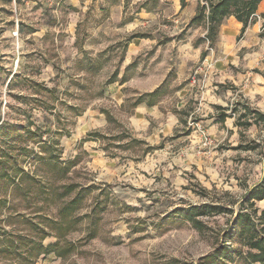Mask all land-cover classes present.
Listing matches in <instances>:
<instances>
[{"label": "rangeland", "instance_id": "rangeland-1", "mask_svg": "<svg viewBox=\"0 0 264 264\" xmlns=\"http://www.w3.org/2000/svg\"><path fill=\"white\" fill-rule=\"evenodd\" d=\"M142 2L0 0V123L10 131L0 133V264H247L231 227L263 175L264 124L239 133L243 148H218L221 160L211 172L183 170L175 144L145 156L144 144L129 147L137 90L128 83L119 88L120 81L144 78L154 49L140 38L142 48L128 63L125 43L133 35L163 43L174 26L167 16L145 18ZM154 5L148 0L144 7ZM171 64L166 81L175 76ZM167 84L168 92L176 87ZM195 113L185 115L187 127L201 135ZM80 123L97 136L78 134ZM25 128L35 135L23 134ZM86 138L93 141L88 148ZM56 139L51 156L42 144ZM79 189L72 211L63 214ZM205 203L234 213L199 216L198 228L175 213ZM255 206L259 212L264 201ZM62 223L69 226L56 228ZM44 232L45 246L57 239L74 249L63 258L44 256ZM222 245L226 256L210 258Z\"/></svg>", "mask_w": 264, "mask_h": 264}, {"label": "crops", "instance_id": "crops-1", "mask_svg": "<svg viewBox=\"0 0 264 264\" xmlns=\"http://www.w3.org/2000/svg\"><path fill=\"white\" fill-rule=\"evenodd\" d=\"M139 1L142 0H132V3ZM147 1L143 0L141 3L145 18L155 14L167 16L172 19L174 26L165 33L167 39L163 43H156V38L151 35H133L125 43L128 63L142 48L139 46L140 38L150 42L145 46L154 49L150 59V71H147L144 78L130 76L126 82L120 81L119 88L123 83H128L135 84L137 90L135 103L128 118V123L136 134L127 141L128 146L144 144L145 149L142 150L141 156H145L151 151H157V148L161 151L167 148V145L175 144L176 156L179 157L178 161L183 170L189 169L196 173L202 170L211 172L214 170L212 163L221 160L218 157V148L243 144L238 140V135L244 134L245 127L237 125L236 121H251V117L247 115L246 118L238 120V116L244 112L242 106L247 105L248 108L264 114V0L258 5L254 22L243 32L242 24L233 16L226 18L218 29L211 50L207 49L206 42L196 43L198 38L204 35L205 26H188L196 14L200 0H184L183 7L180 0H154V7L145 8ZM157 8L158 13L154 12ZM202 60L213 63L207 76L203 81L199 79L197 85L185 83L184 77L191 69V64ZM169 63H172L176 72L171 80L166 81ZM170 81L176 84V87L168 92L166 86ZM172 98L171 104L169 100ZM245 99L246 103L243 102ZM193 101H198V104ZM233 107L235 112H231ZM102 112L111 120L112 116L108 111ZM194 112L199 125L213 140V146L203 147L198 131L188 129L185 115ZM222 113L225 117L220 119ZM259 123L261 126L264 121L252 125ZM93 128L89 125L83 129L80 123L76 131L78 134L89 131L87 138H90L98 134L97 131H92ZM90 133L95 134L89 136ZM87 138L83 141L88 143L84 148L92 146L93 141ZM244 138L247 136L244 135ZM48 235L49 233L44 232L40 237L43 255L53 253L55 257L62 258L50 250L57 239L46 246L42 243Z\"/></svg>", "mask_w": 264, "mask_h": 264}, {"label": "trees", "instance_id": "trees-1", "mask_svg": "<svg viewBox=\"0 0 264 264\" xmlns=\"http://www.w3.org/2000/svg\"><path fill=\"white\" fill-rule=\"evenodd\" d=\"M260 2L261 0H200L196 7V14L191 18L188 24V26H205L204 35L198 38L196 43L206 42L208 47H212L213 43L216 40L220 25L226 18L230 16H233L242 24L241 32H243L248 25L254 22V17ZM184 3V0H180V4L182 7ZM262 16H264V13H262ZM242 108L244 109V112L238 116V120L246 118L247 115H250L251 121H236L237 125L246 128L257 122L264 121L263 113L254 109H250L247 105H243ZM235 110V107H233L231 109V112H235ZM224 117L225 115L224 113H222L220 119H223ZM1 132H10L2 122L0 123V133ZM22 132L26 136L35 135V131H31L30 129L26 128L23 129ZM93 134L95 133H90L89 136H92ZM42 145H44L42 147L43 150L50 151L51 156H53L51 149L48 150V148H50V146L57 147L59 145V142L56 139L48 143L47 145L44 143ZM242 146L243 145L238 144L233 148L241 149L243 148ZM253 147L246 146L244 147V149H253ZM50 160L52 161V165L56 166V164L54 163L55 161H53V159ZM262 167V178L247 191L244 199L241 202L242 207L239 208L235 213L233 226L231 227L232 232L236 230L237 242L242 247L246 248L244 261L247 264H264V208L258 212V209L255 206L257 202L264 199V159L262 161ZM64 170L66 171V169ZM72 191V186H67L65 188L66 193L70 194L72 193ZM83 191V189H79L74 197L70 199L69 204L63 205L60 211H62L63 214H67L68 210L72 211V207L70 206L74 205L77 202L80 193ZM221 212L234 213L232 209H228L227 207H224L222 205H214L208 203H205L201 206L189 205L185 208H178L175 211V213H181V215L185 216L189 221L194 223V226H196V228H198L197 226L198 224H200V221L197 219V217L217 214ZM64 221H66L65 218ZM65 226H69L68 223L57 224L56 228L61 229ZM23 240L25 244L29 242L27 241V239ZM39 246L42 248L41 245ZM7 248L9 249V246ZM73 249L74 244L71 241L66 242L65 245H60V242L57 240L50 247V250L55 251L56 255L62 258L69 252H72ZM227 249V247H224V245H222V247L218 248L212 255H210V258H216L219 254L226 256L228 252Z\"/></svg>", "mask_w": 264, "mask_h": 264}, {"label": "built area", "instance_id": "built-area-1", "mask_svg": "<svg viewBox=\"0 0 264 264\" xmlns=\"http://www.w3.org/2000/svg\"><path fill=\"white\" fill-rule=\"evenodd\" d=\"M207 44V43H206ZM208 50H211V47L207 46ZM213 63L206 60H202L196 65L192 71V74L190 76V82L193 85H197L199 79H203L207 76L208 71L212 67ZM197 128L200 130L201 133V144L204 147H207L213 143V140L209 137L208 133L203 128L198 127V123L195 124Z\"/></svg>", "mask_w": 264, "mask_h": 264}]
</instances>
